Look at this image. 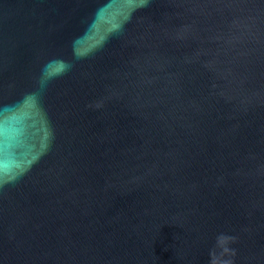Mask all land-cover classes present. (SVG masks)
<instances>
[{
  "label": "water",
  "instance_id": "95a60500",
  "mask_svg": "<svg viewBox=\"0 0 264 264\" xmlns=\"http://www.w3.org/2000/svg\"><path fill=\"white\" fill-rule=\"evenodd\" d=\"M0 264H264V0H0Z\"/></svg>",
  "mask_w": 264,
  "mask_h": 264
},
{
  "label": "clouds",
  "instance_id": "9594fccd",
  "mask_svg": "<svg viewBox=\"0 0 264 264\" xmlns=\"http://www.w3.org/2000/svg\"><path fill=\"white\" fill-rule=\"evenodd\" d=\"M219 239H222V238H219Z\"/></svg>",
  "mask_w": 264,
  "mask_h": 264
}]
</instances>
